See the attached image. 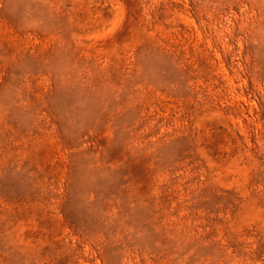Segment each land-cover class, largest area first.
<instances>
[{
  "label": "rangeland",
  "instance_id": "obj_1",
  "mask_svg": "<svg viewBox=\"0 0 264 264\" xmlns=\"http://www.w3.org/2000/svg\"><path fill=\"white\" fill-rule=\"evenodd\" d=\"M0 264H264V0H0Z\"/></svg>",
  "mask_w": 264,
  "mask_h": 264
}]
</instances>
